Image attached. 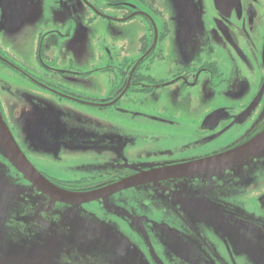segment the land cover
<instances>
[{
  "label": "flooded vegetation",
  "instance_id": "af4514ba",
  "mask_svg": "<svg viewBox=\"0 0 264 264\" xmlns=\"http://www.w3.org/2000/svg\"><path fill=\"white\" fill-rule=\"evenodd\" d=\"M61 1L83 8L86 29L97 21L126 27L109 35L110 48L104 45L97 60L90 58L99 61L98 67L90 64L91 69L78 74L87 80L97 73L112 72L109 90L100 98L70 94L66 85L52 84L51 75L58 72L48 65L38 67L39 80L29 79L0 46L2 75L9 73L30 82L47 92L53 102L56 99L120 115L182 113L181 119L173 118L171 132L162 133L161 139L150 137L161 146L176 144L175 148L184 150L200 143L202 137H206L204 143L212 142L211 134L220 128V137L232 132L240 117L249 130L242 138L199 150L193 160L164 165H115L111 155L95 151L89 158L71 160L75 170H84L81 176L75 172L79 178L60 179L39 164L47 160L50 167L56 162L65 165L67 159L61 162L50 153L35 157L27 137L28 124L36 123L42 115H32L21 109L20 102L4 98L0 85V121L33 168L66 192L103 193L85 203H99L102 214L97 253L93 254L68 240L65 229L39 220L56 204L78 205L53 201L34 187L0 145V179L9 180L0 189V237L10 243L0 247V264H264V140L259 141L264 139V0ZM59 4L49 0L37 8L41 19L31 26V32L37 34L33 58L39 63L44 56L50 62L53 44L71 36L70 27L50 16V8ZM105 5L112 14L101 10ZM90 13L95 16L91 18ZM25 15L26 10L18 5L0 3V34L24 24ZM185 96L199 100L215 97L220 103L209 110H184L180 101ZM189 166L195 167L185 168ZM239 171L244 187L234 192L227 184ZM195 177L204 178L201 186L195 184ZM12 180L15 188L22 187L20 193ZM133 180L137 181L113 190ZM109 197L117 198L116 206L107 203ZM24 223L29 225L24 234L14 232L13 226L17 229Z\"/></svg>",
  "mask_w": 264,
  "mask_h": 264
},
{
  "label": "rangeland",
  "instance_id": "374dc122",
  "mask_svg": "<svg viewBox=\"0 0 264 264\" xmlns=\"http://www.w3.org/2000/svg\"><path fill=\"white\" fill-rule=\"evenodd\" d=\"M48 1L0 0V3L11 2L13 5H18L26 10L24 24L21 23L22 25L20 24V26L11 31L8 29L4 30L0 34L2 51L4 53L8 52L9 59L14 62L16 67L18 66L22 69L20 71L29 79L35 78L39 80L41 73L37 71L38 67L46 68V65H48L54 71L58 72V74L51 75L50 81L54 82L52 84H61L63 87L66 85L67 92L70 94L83 95V97L87 98L102 97L104 92L109 90L108 79L113 77L112 72H105V74L97 73L91 79L87 80H82L78 74L91 69L90 64H93V68L98 67L99 61L93 62L90 58L97 60L98 54L104 45L110 48V43L108 42L109 35L123 30L126 27L114 23H98L97 21L86 29L87 24L81 17V9L83 10V8H75L69 5L68 1L62 2L61 0H56L60 4L58 7L50 8V16H52L53 20L63 21L66 27H70L71 36L66 42L56 41L53 44L50 62L44 56L43 63H39L36 58H33V50L35 47H33V38L37 34L31 32V26H35L41 19L39 9L37 10V8L41 7L43 3L48 4ZM100 5H103V3ZM29 9H31L30 13L28 11ZM101 10H104L106 15L112 14V9H109L106 5ZM5 12H2V15ZM89 16L93 18L95 15L91 14ZM2 30L3 27L0 26V31ZM89 32L90 35L88 34ZM32 34L35 36H31ZM86 34L89 35L88 43ZM69 73L77 76H72ZM58 79H60V82H58ZM29 83L12 74L5 73L2 75L0 72V85L4 89L2 91L3 97L20 102L21 109H27L32 115H42L40 120L36 123L32 122L28 124L29 126L27 127V137L30 138L34 146L33 152L35 157L41 156L42 158L46 156L45 154L50 153L60 158L61 162L67 159L64 162L65 165L56 162L50 167L48 166L47 160H45L43 165L39 164L42 168L46 167L50 175L60 179L79 178L75 177V172H80L78 176H81L84 170H75L71 160L85 156L89 158L95 151H104L105 155H111L113 157L111 162L115 165L123 163L136 166L137 168L142 166L164 165L167 162L193 160L199 150L210 149L216 145L221 146L230 141L242 138L249 130V125L239 116V122L232 132L220 137L223 134L220 128L216 134L209 136V138L212 137V142L204 143L203 140L206 137H202L200 143L189 146L188 148L185 147L184 150L175 148L176 144L161 146L156 141H150V137L160 136L162 133L165 135L171 132L170 127L174 121L173 118L176 117V121L181 119L182 113L174 115L165 113L120 115L113 111L107 112L106 110H99L87 106L83 107L63 101L58 102L56 99L53 102L48 97L49 94L47 92L39 88L37 89L34 86L33 88ZM185 97L187 98L180 101L181 108L184 110H187L189 107H195L201 111L203 108L209 110L218 106V103H220L215 97L211 100H202V98L200 100L191 99L188 98L189 96ZM20 103L18 104L19 107ZM222 104L226 108L228 107V103L225 100L222 101ZM162 125H165L164 128ZM158 139H161V136ZM21 143L24 144V141ZM35 151L44 152L40 153ZM88 165L92 166L93 164ZM68 167L71 168L70 171H65V168ZM2 168L3 166L0 165V170ZM10 168L12 167L10 166ZM10 173L17 181L20 180L14 172ZM10 173L7 174L11 176ZM236 176L238 177H231L232 179L230 178V182L227 184L234 192H236L239 186L244 187V182L242 181L243 173L239 171ZM8 181L7 177L1 178L0 189ZM202 181H204L202 177H195L194 179L195 184L200 186ZM12 183L15 188L16 185L13 180ZM21 188V186H19V189L15 188L17 193H20L18 190ZM2 195L3 193L0 191V196L3 197ZM124 196L125 194L117 198ZM117 198L109 197V202L107 201V203H110L111 208L116 206L115 202ZM99 205L97 202L78 206L56 204L52 207V211L48 215L44 217L40 216L39 220H42V222L52 227L57 225L63 230L65 229L66 235L69 238L68 240L73 242L76 247L96 254L97 249L95 243L101 223L100 218H102V214L99 212ZM104 205L106 206V204ZM27 229H29L27 223H24L23 227L21 226L17 229L13 226L14 232L19 234H24ZM106 232L110 233V230L107 229ZM6 244L9 245L10 243L1 236L0 247ZM0 252L2 251L0 250Z\"/></svg>",
  "mask_w": 264,
  "mask_h": 264
},
{
  "label": "water",
  "instance_id": "95a60500",
  "mask_svg": "<svg viewBox=\"0 0 264 264\" xmlns=\"http://www.w3.org/2000/svg\"><path fill=\"white\" fill-rule=\"evenodd\" d=\"M263 140L264 139L262 138V140L259 141H263ZM0 145L3 146V149L8 155V157L11 159L13 166L19 173L22 174L25 180L30 182L34 187H36L42 193L46 194L53 201H57L69 205H81L97 200L103 194L102 192L75 194L58 189L52 184H50L25 159V157L22 155V153L20 152V150L12 140V137L9 134V132L2 126V123L0 124ZM194 167L195 166H189L185 168H194ZM136 181L137 180L128 181L126 183L117 185L114 187L113 190H119L120 188H123L125 186H130L132 185V183ZM1 198L2 197L0 196V200Z\"/></svg>",
  "mask_w": 264,
  "mask_h": 264
}]
</instances>
